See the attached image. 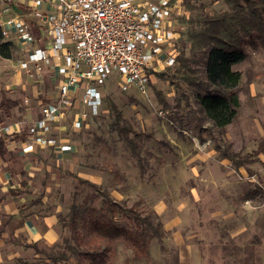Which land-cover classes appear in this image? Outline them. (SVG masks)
I'll use <instances>...</instances> for the list:
<instances>
[{"label":"rangeland","instance_id":"rangeland-1","mask_svg":"<svg viewBox=\"0 0 264 264\" xmlns=\"http://www.w3.org/2000/svg\"><path fill=\"white\" fill-rule=\"evenodd\" d=\"M170 1L181 9L175 19L176 64L151 76L144 89L125 90L112 75L94 91L96 110L84 100L86 90L77 91L73 106L51 127L55 145L72 148L63 159L53 147L22 155L21 142L11 141L40 118L44 105L57 101L60 86L53 65L34 63L26 47L12 40L13 59H0V102L5 97L18 107L5 124L14 132L0 130V136L9 139L4 161L12 162L20 178L11 192L22 197V217L35 216L41 234L29 242L22 222H11L10 231L18 235L11 237L15 242L3 251L7 260L0 264H52L41 253L51 251L65 252L68 259L61 264H92L85 254L106 247L110 250L103 264H191L189 256L182 263L180 249L185 246L189 255L193 250L195 264H232L233 251L249 258L248 264H263L264 45L256 38L246 40V58L233 67L241 75L238 116L219 129L197 103L198 95L207 91L177 81L175 72L178 58L191 56L186 36L190 26L185 21L229 8L223 0ZM4 2L0 0L1 14L5 5L11 6L9 0ZM192 67L205 82L204 66ZM111 104L123 117L121 125L139 134L130 138L138 144L140 157L114 126ZM77 116L80 127L74 126ZM251 154L248 162L237 165L236 160ZM80 180L92 182L124 207L141 201L136 211L151 218L162 238H154L146 225L138 227L122 214L103 211L101 197ZM98 221L134 232L143 240L147 259H136L123 238L97 236ZM69 245L84 256L72 253Z\"/></svg>","mask_w":264,"mask_h":264},{"label":"built area","instance_id":"built-area-1","mask_svg":"<svg viewBox=\"0 0 264 264\" xmlns=\"http://www.w3.org/2000/svg\"><path fill=\"white\" fill-rule=\"evenodd\" d=\"M9 1L31 11L45 44L34 47L35 37L21 15L4 19L0 13L3 36L14 34L34 63L53 65L60 78L57 101L44 105L40 118L27 126L25 155L47 147L71 151L70 146H56L50 133L73 106L76 90L84 88V100L96 110L94 91L112 75L125 90L144 89L151 76L176 64V32L169 24L179 14L166 0ZM74 126H81V118ZM0 130L14 132L13 127Z\"/></svg>","mask_w":264,"mask_h":264},{"label":"trees","instance_id":"trees-1","mask_svg":"<svg viewBox=\"0 0 264 264\" xmlns=\"http://www.w3.org/2000/svg\"><path fill=\"white\" fill-rule=\"evenodd\" d=\"M223 2L229 8L228 12L222 14H201L190 17L189 20L185 21L190 26L186 36L191 46V56L178 58L180 66L175 72L177 81L207 91L205 95H198L197 103L205 118L219 129H225L233 124L238 116L240 103L237 89L241 82V75L239 72L234 71L233 67L243 62L246 58V40L256 38L264 45V0H223ZM11 4L14 11L24 17L31 34L35 37L34 47L43 48L45 38L32 18L31 11L25 5L17 2H12ZM13 57L14 44L3 36L0 27V59L11 61ZM192 64H202L204 66L207 75L205 82H201L199 72L192 67ZM17 107L18 103L16 101L3 97L0 102V129L5 127L7 121L12 118L11 112ZM111 110L114 115V126L126 137L133 153L140 157L141 150L138 144L134 139L130 138V135L139 137V134L135 133L133 129L121 125L123 117L115 105L111 104ZM8 140L7 135L0 136V158L3 160L8 154ZM11 141L28 143L27 127L24 128L21 134L13 135ZM252 156L254 154L239 158L236 160L237 165L242 166ZM80 182L88 185L97 192L98 197H101L103 211L112 216L122 214L131 219L138 227L146 225L154 238H162L151 218L142 217L136 211L142 205L141 201L137 202L133 207L127 208L113 201L107 192L101 191L92 182L88 180H80ZM94 231L97 236L103 239L114 240L123 238L135 250L136 259H147L143 240H139L134 232L119 228L109 221L96 222ZM68 249L74 254L84 256L83 253L71 245L68 246ZM109 250L110 248L106 247L100 252H90L85 254V256L89 258L92 264H103L108 257ZM41 253L52 264H61V262L68 259L65 252L51 251ZM231 260L233 261L232 264H241V262L248 264L249 262V258H239L236 251L232 252Z\"/></svg>","mask_w":264,"mask_h":264},{"label":"crops","instance_id":"crops-1","mask_svg":"<svg viewBox=\"0 0 264 264\" xmlns=\"http://www.w3.org/2000/svg\"><path fill=\"white\" fill-rule=\"evenodd\" d=\"M168 1L169 5L172 6L176 12L181 15V9L178 5H176L175 3L171 2L170 0H166ZM7 4V1L5 0V2ZM11 4V3H10ZM4 14H2V17L4 19H9L11 17H15L16 15H18L14 9H13V5L11 4V6L5 5L4 7ZM177 17L173 18V21L170 22L169 27L170 29H173L176 33H175V38H178L179 34L177 33L178 25L176 24V19ZM9 40H16L17 42H19L17 40V37L13 34ZM55 68V67H54ZM84 88H80L78 90H76L75 92H73V97L75 99L76 96V92L79 90H83ZM80 116L76 117V120L79 119ZM33 121V120H32ZM27 143H23L21 142L20 145L21 147H24ZM10 148H12V145L9 146ZM49 148V147H47ZM40 149H45V148H40ZM38 149V150H40ZM57 152V156L59 159H63L64 155H68L70 153H72V149L71 151H61L59 148H54ZM35 154V153H34ZM22 155L23 154L22 152ZM30 155V154H28ZM25 155V156H28ZM65 157V156H64ZM19 176L16 175L15 173V167L12 164V162H6L4 161L2 158H0V260L2 262H4V260H7L6 258L4 259V252H6V250L8 249H12L10 242H15V239L12 240L11 237H14L16 235H18V233H13L10 231V223L11 222H16V221H21L22 222V228L21 231L28 237V241L29 242H36L39 239L40 236V230H39V225L37 222L36 217H27V218H23L22 213H21V209H23V199L21 196H17L16 194H13L11 191L12 189L16 188V186H18L19 183ZM190 248H181V260L182 263L185 261L187 262V256H189V262L192 263H196V259H195V254L193 252V250H191L190 255L192 256L190 258L189 255V250ZM7 257V256H6ZM10 258V257H8ZM263 264H264V257H263Z\"/></svg>","mask_w":264,"mask_h":264}]
</instances>
